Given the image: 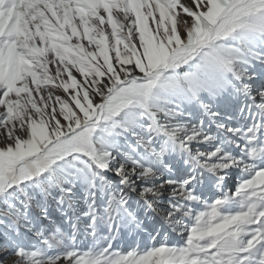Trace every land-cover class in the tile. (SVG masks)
I'll return each mask as SVG.
<instances>
[{
	"label": "snow or ice",
	"instance_id": "6c2138e0",
	"mask_svg": "<svg viewBox=\"0 0 264 264\" xmlns=\"http://www.w3.org/2000/svg\"><path fill=\"white\" fill-rule=\"evenodd\" d=\"M0 264H264V0H0Z\"/></svg>",
	"mask_w": 264,
	"mask_h": 264
}]
</instances>
